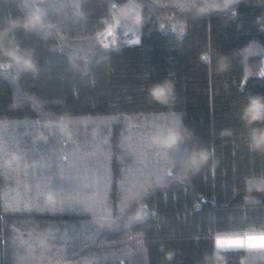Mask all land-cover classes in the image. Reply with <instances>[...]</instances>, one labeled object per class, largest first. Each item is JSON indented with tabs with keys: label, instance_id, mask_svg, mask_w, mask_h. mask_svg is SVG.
<instances>
[{
	"label": "trees",
	"instance_id": "trees-1",
	"mask_svg": "<svg viewBox=\"0 0 264 264\" xmlns=\"http://www.w3.org/2000/svg\"><path fill=\"white\" fill-rule=\"evenodd\" d=\"M224 3L136 0L117 13L113 0H0V29L35 13L44 25L2 41L38 70L18 75L0 57V264H264V251L214 246L264 232V151L239 115L264 95V0ZM165 77L174 99L151 101ZM170 134L207 163L192 173L159 150L125 155ZM34 237L61 245L38 263Z\"/></svg>",
	"mask_w": 264,
	"mask_h": 264
},
{
	"label": "clouds",
	"instance_id": "clouds-1",
	"mask_svg": "<svg viewBox=\"0 0 264 264\" xmlns=\"http://www.w3.org/2000/svg\"><path fill=\"white\" fill-rule=\"evenodd\" d=\"M136 0H124V3L116 5L114 8L117 13L131 9L135 11ZM221 5H209L207 7L198 8V12L214 11ZM227 7V0L222 5ZM41 23L39 14L35 13L26 17L23 22L8 21V24L3 29H0V57L4 58L5 62L15 70L16 74H35L38 70L37 64L33 59V54L30 50L20 48L19 45L2 43L3 38L13 29L20 27L25 31H31L39 27ZM148 98L159 104H168L175 97V85L173 81L165 77L164 79L152 83L147 88ZM240 119L248 128L249 148L252 151H264V127H254L253 125L264 123V95L249 94L246 97V102L240 108ZM174 137V138H173ZM178 137L169 135L162 143L165 149H172L176 146ZM210 153L202 147H193L187 152V155L182 161V167L186 172H197L201 166L207 163ZM215 246V241H214Z\"/></svg>",
	"mask_w": 264,
	"mask_h": 264
},
{
	"label": "snow or ice",
	"instance_id": "snow-or-ice-1",
	"mask_svg": "<svg viewBox=\"0 0 264 264\" xmlns=\"http://www.w3.org/2000/svg\"><path fill=\"white\" fill-rule=\"evenodd\" d=\"M124 3V0H121V2H118V0H113V7L116 5ZM30 7V6H26ZM52 7H55V5H52ZM192 7H195V5H192ZM39 27H44L42 23L39 24ZM174 138V137H173ZM159 150V153L162 155H166L168 157V161L172 164H181L184 159L183 152L174 147L168 151V149L160 147L159 144H157L156 148H154L152 143H145L140 142L138 147L135 150L132 151H126L125 155L130 157L135 162H146L148 157L151 155L152 151ZM81 163H84L86 161L81 160ZM46 167L51 168L52 164L49 163L46 165ZM49 180H51V176L48 177ZM143 190V186H141ZM137 196L136 193H133V199H135ZM215 247L218 249H227V248H239V249H249V250H261L264 251V232H261L260 234H245L243 236H234V237H217L215 239Z\"/></svg>",
	"mask_w": 264,
	"mask_h": 264
},
{
	"label": "rangeland",
	"instance_id": "rangeland-1",
	"mask_svg": "<svg viewBox=\"0 0 264 264\" xmlns=\"http://www.w3.org/2000/svg\"><path fill=\"white\" fill-rule=\"evenodd\" d=\"M249 235H252V234H249ZM46 237H48V236H46ZM46 237H45V239L49 240L50 244L52 242V245L50 247H46L45 246V244L42 242L44 239H41V237H34V241L31 242L32 246H40V248H42L44 246V248H45V250L43 251L44 255L41 256V259L38 258L35 262H38V263L42 262L43 263V261H48L51 258V256H49V254H51L53 248L58 247L59 245H61V244L56 243L54 240H52L50 238H46ZM220 237H234V236H220ZM28 253H29V251H28ZM35 259L36 258H34L33 260H35Z\"/></svg>",
	"mask_w": 264,
	"mask_h": 264
}]
</instances>
